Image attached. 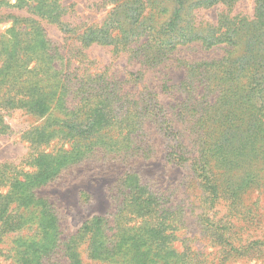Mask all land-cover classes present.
<instances>
[{"label":"trees","instance_id":"trees-1","mask_svg":"<svg viewBox=\"0 0 264 264\" xmlns=\"http://www.w3.org/2000/svg\"><path fill=\"white\" fill-rule=\"evenodd\" d=\"M235 1L93 0L97 9H108L104 20L75 25L64 19L60 0H0V10L27 13L0 14V25L11 23L0 33V134L10 129L5 112L23 109L46 117L32 132L29 159L22 166L0 164V254L4 251L11 264H83L78 242L83 235L89 258L100 264H199L189 250L174 247L175 228L156 227L168 218L167 210L136 173L121 178L124 200L112 232L105 218L93 217L66 241H60L55 203L38 189L99 153L133 156L141 118H150L175 141L168 157L190 162L198 178L212 179L214 162L226 148H252L264 159V0H254L251 16L233 13ZM214 6L223 9L216 23L203 17ZM42 22L56 25L63 41L82 49L96 44L127 51L149 68L166 62L180 46L225 49L218 59L180 61L190 98L185 108L197 115V155L177 138L155 93L146 90L133 101L104 72L73 77L62 63V45L47 36ZM50 118L56 121L52 125ZM52 143L53 150L41 151ZM226 188L236 187L222 191ZM88 226H101L100 233H87ZM10 234L16 242L4 246Z\"/></svg>","mask_w":264,"mask_h":264},{"label":"rangeland","instance_id":"rangeland-1","mask_svg":"<svg viewBox=\"0 0 264 264\" xmlns=\"http://www.w3.org/2000/svg\"><path fill=\"white\" fill-rule=\"evenodd\" d=\"M92 1L60 0L66 7L64 19L75 25L100 24L108 9H97L91 5ZM253 7L254 0H237L233 13L251 16ZM222 10L221 6H214L203 11V17L216 23ZM3 13L27 16L20 10L1 9L0 14ZM10 24H1L0 33ZM41 25L49 38L62 45V63L69 65L73 77L84 72H104L109 81H117V88L133 101L143 96L146 90L155 93L177 138L190 150L191 156L197 155V115L185 108L190 98L183 84L187 80L186 70L180 61L218 59L225 54V49L205 51L199 44L180 46L166 62L149 68L130 52H115L111 47L96 44L82 49L77 43L63 41V34L56 25L46 22ZM78 48L82 52H78ZM131 74H139L141 79L135 81ZM200 90L196 89V92ZM4 118L10 129L8 133L0 134V164L22 166L33 152L32 132L46 117L15 109L5 112ZM141 120V130L137 136L134 134L139 150L133 156L123 159L99 153L38 189L39 196L48 197L55 203L60 241L77 234L79 229L86 227L84 222L93 217L105 218L109 232H112L124 200L121 178L130 171L138 174L140 183L147 185L161 199L168 218H162L164 224L156 227L168 231L176 229L178 238L173 244L177 250H189L199 264H264V159L261 152L245 146L240 150L226 148L222 157L214 162L212 179L198 178L190 162L182 165L168 157L169 145L175 141L165 136L150 118ZM55 122L54 118L49 119V125ZM55 143L41 148V151L53 150ZM225 186L236 188H226L223 192ZM34 227L28 226L30 229ZM88 227L87 233H100L101 226ZM15 236L10 234L4 246L14 245ZM78 242L83 264H100L88 256L87 236H81ZM1 254L0 264H11V260Z\"/></svg>","mask_w":264,"mask_h":264}]
</instances>
